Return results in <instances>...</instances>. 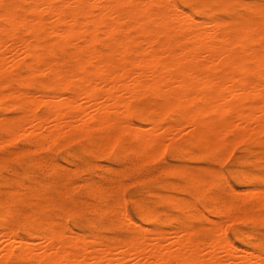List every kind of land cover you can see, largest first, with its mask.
<instances>
[{
  "label": "bare ground",
  "instance_id": "6f19581e",
  "mask_svg": "<svg viewBox=\"0 0 264 264\" xmlns=\"http://www.w3.org/2000/svg\"><path fill=\"white\" fill-rule=\"evenodd\" d=\"M192 1L0 0V106L15 112L0 115V141L7 144L24 136L37 151L66 137H83L97 148L115 150L117 158L129 153L143 161V156L164 149L165 136L173 139L184 129H188L184 142L214 148L232 139L260 138L264 135L260 3H243L244 13L228 19L202 6L204 18L197 19L180 7ZM22 66L23 73L18 71ZM145 113L152 117L145 119ZM260 141L264 143V138ZM56 169L59 181L67 178L60 167ZM192 178L197 185L211 180L205 174ZM262 182L258 179L247 191L245 207L239 209L243 217L252 211L264 217ZM50 186L32 193L17 189L0 193V204L11 207L9 218L20 214L16 209L20 200L32 204L21 212L28 218L25 229L32 233L30 238L18 237L0 217V264H264L260 253L243 251L223 238L226 218L220 230L217 225L191 223L198 215L190 213L171 234L170 229L148 234L147 226L143 229L122 213L124 207L118 210L119 200L110 201L115 185L88 184L91 202H86L111 213L126 235L109 240L86 237L50 213ZM238 195L227 196L233 210L242 204ZM175 203L185 211L192 207L187 200ZM134 204L145 207L141 200L134 199ZM145 212L143 221L158 222L155 213ZM259 251H264L263 244Z\"/></svg>",
  "mask_w": 264,
  "mask_h": 264
},
{
  "label": "rangeland",
  "instance_id": "374dc122",
  "mask_svg": "<svg viewBox=\"0 0 264 264\" xmlns=\"http://www.w3.org/2000/svg\"><path fill=\"white\" fill-rule=\"evenodd\" d=\"M192 2L201 3L202 6H206L212 10L214 15L223 19H228L229 17L244 13L242 4L249 3L248 0H193ZM254 2H259V0H251V3ZM202 10V7L198 10L196 14L198 17L197 19L204 18ZM18 71L23 73L25 72V68L22 66L18 68ZM1 114L9 116L15 114V112L4 105L0 106V115ZM149 117H152L150 113L144 114L145 119H150ZM136 122L138 123V121ZM165 124L167 123H163L162 125L164 126ZM144 125L147 126L148 124L146 123ZM184 130L188 131V129ZM184 130V134L182 132V134H178L177 137L174 135L172 136L173 139H170V135L169 138L165 136L167 139H170L168 140V144L165 143V141H167L166 138V140L163 139L164 141H162L165 145L163 148L167 147L169 149L167 154H165L164 149L162 150L161 148V150H159L160 148H157L151 155H147V158L150 156L148 159L146 156H143L145 157L143 161L142 156H140L141 159L129 153H125L120 158H117L115 156V150L97 148V146L90 144V142L83 137H72V139L71 137H66L65 139L59 140L60 143L57 141L59 144L54 142L46 146L48 149H37V151L24 136L20 137V135H18L19 137L17 136V139L15 137V139L10 141L11 143L6 142L7 144H4L1 140L0 142L3 147L0 145V163L2 164V166L0 164V193L6 192L9 189L24 190L23 192L32 193L42 190L44 186L51 185L50 187H52V190L49 191L50 195L53 196V201L49 208L51 214L59 217L65 222L67 221L66 224L68 223L67 225L76 233L80 232L79 234L82 233V235L84 234L86 237L96 235L109 240L126 235L127 230L115 220L111 213H102L98 208L93 206V208L90 207L91 204L87 203L91 202V198L87 194V185L95 184L100 186L103 185V187L115 185L116 187H114L116 190L113 188L110 201L116 203V201L119 200V202L116 203L118 210L122 211L124 207L126 213L124 211L122 213L128 214V218L140 224L142 228L143 226L144 228L147 226L143 229L146 231L148 230L147 233L149 232L148 234L150 235L154 233L151 232L152 230L156 231L160 229H168V231L170 229L169 233L171 234L181 222L187 220V216L190 215V213H196V216L198 215V218L193 219L191 223L196 225H217L220 230L222 227V220L226 218L227 220L223 221L225 226L223 225L224 228L222 227V232H220V234L223 235V229H225L223 238L225 237V239L231 241L234 247L239 246L243 251L244 249L245 251H254L253 254L260 253L264 256V251H259V244L264 245V217H258L259 214L254 211L249 213L250 216L246 215L243 217L244 215L239 210L245 207V198L247 194L252 191L251 188L255 187L258 179H264V143L260 141L264 138V135L260 138H251L247 136L245 138L232 139L222 146L214 148L212 145L205 144L204 146V143H199L197 141H193V143L191 141L184 142L187 133ZM27 147L29 151L32 152L27 151ZM32 148L35 151H33ZM178 149H180V151ZM17 151L21 154H15ZM151 156H153V159ZM78 158L80 160H78ZM137 158L139 159L137 160ZM139 161L141 163H138ZM175 166L178 170L176 168L174 169ZM211 166H213L212 170L214 171L211 170ZM56 167H60V170L67 173V178L59 181L57 174L58 169H56ZM122 168L123 170H121ZM117 170L118 172L116 173ZM123 171L124 173H122ZM69 172L71 173L70 175L68 174ZM184 172L190 174V176L188 177V174L184 175ZM200 174L210 175L211 180L209 183L213 185H207L208 182L197 185L193 182L192 176ZM69 177L72 179H69ZM116 177L118 178L116 179ZM119 181H121L122 184ZM117 183H119V185ZM260 186L263 188L264 182H262ZM196 187L198 189L200 188V190L198 191ZM229 192L236 195L241 194L242 196V198H240L238 195L239 203L241 201L242 204L241 206L239 204L238 208H235V210H233V207H229V205H231L227 200V196L230 194ZM114 193H117L118 196ZM134 199L143 201L145 207L143 209L137 208L134 204ZM176 200L180 203H184L187 200L192 207L188 211H185V209L183 210L180 205L175 203ZM198 200L201 202V205ZM119 203H123L124 205ZM5 205L4 203L0 204V217L4 219L2 225L8 224L12 226L18 237L30 238V234L32 233L25 229V223L28 222V218L24 217L21 212L29 211L32 208V204L26 200H20L16 206L20 214L13 218L7 217L11 207ZM222 205L226 206L222 207ZM121 206L122 209H120ZM216 207L221 209L220 215H217ZM226 207L228 208L226 209ZM147 210L158 216L159 220L157 223L142 220ZM231 210L233 213H236L237 216L240 214L239 217L241 218L232 214ZM167 214H169V216L171 215L170 218ZM235 218L237 221H235ZM210 220H214L216 223H210ZM151 227L153 229H150ZM0 230L2 229L0 228ZM36 240L37 239H35L34 242L38 244L39 241L37 242ZM0 246L2 245L0 244ZM239 247L238 249H240Z\"/></svg>",
  "mask_w": 264,
  "mask_h": 264
},
{
  "label": "snow or ice",
  "instance_id": "6c2138e0",
  "mask_svg": "<svg viewBox=\"0 0 264 264\" xmlns=\"http://www.w3.org/2000/svg\"><path fill=\"white\" fill-rule=\"evenodd\" d=\"M248 2L251 3V0H248ZM259 3H260V13L262 16H264V0H259ZM180 7H182L183 11L187 13L189 16L193 18H198L196 14L198 10L202 7V4L198 2H192V3H186L184 5H181ZM168 151L169 149L165 147L164 148L165 154H167Z\"/></svg>",
  "mask_w": 264,
  "mask_h": 264
}]
</instances>
